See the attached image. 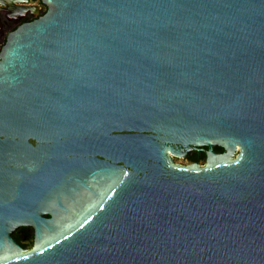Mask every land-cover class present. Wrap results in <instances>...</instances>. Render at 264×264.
Masks as SVG:
<instances>
[{
  "label": "water",
  "instance_id": "1",
  "mask_svg": "<svg viewBox=\"0 0 264 264\" xmlns=\"http://www.w3.org/2000/svg\"><path fill=\"white\" fill-rule=\"evenodd\" d=\"M43 2L0 52V264H264V0Z\"/></svg>",
  "mask_w": 264,
  "mask_h": 264
},
{
  "label": "flooded vegetation",
  "instance_id": "2",
  "mask_svg": "<svg viewBox=\"0 0 264 264\" xmlns=\"http://www.w3.org/2000/svg\"><path fill=\"white\" fill-rule=\"evenodd\" d=\"M48 10L49 6L43 0H0V52L11 32L24 23L44 16ZM195 152L193 151L189 156L196 155ZM217 152L220 151L217 150ZM198 154L200 156L205 154V158H207L204 151L198 152ZM191 163L199 162L193 160ZM13 237L25 250H28L30 245L32 247L36 245V235L33 227L22 226L14 232ZM9 251V249H5L0 255L9 253ZM13 253L14 251L11 252V254Z\"/></svg>",
  "mask_w": 264,
  "mask_h": 264
},
{
  "label": "rangeland",
  "instance_id": "3",
  "mask_svg": "<svg viewBox=\"0 0 264 264\" xmlns=\"http://www.w3.org/2000/svg\"><path fill=\"white\" fill-rule=\"evenodd\" d=\"M174 160L176 163L181 164V165H187L191 163L187 157L186 158L174 157ZM206 162H207L206 158L199 161V163L202 165L206 164ZM31 248H32V245H30L28 249H31Z\"/></svg>",
  "mask_w": 264,
  "mask_h": 264
},
{
  "label": "trees",
  "instance_id": "4",
  "mask_svg": "<svg viewBox=\"0 0 264 264\" xmlns=\"http://www.w3.org/2000/svg\"><path fill=\"white\" fill-rule=\"evenodd\" d=\"M216 149H217L218 151H220V152L223 151V147H221V146H216ZM195 153H196V155H194V156H189V157H188V159L190 160V162L193 161V160L199 162L200 160L205 159V154H203V155L200 156V155L198 154L197 151H196Z\"/></svg>",
  "mask_w": 264,
  "mask_h": 264
}]
</instances>
